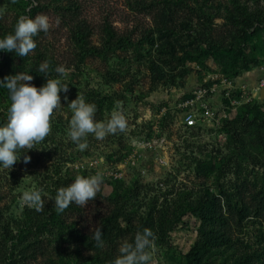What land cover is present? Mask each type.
Listing matches in <instances>:
<instances>
[{
	"label": "rangeland",
	"instance_id": "obj_1",
	"mask_svg": "<svg viewBox=\"0 0 264 264\" xmlns=\"http://www.w3.org/2000/svg\"><path fill=\"white\" fill-rule=\"evenodd\" d=\"M182 1L0 0V37L13 31L20 16L49 17V31L34 38L37 47L29 55L35 57L38 49L50 68L64 66L66 75L59 78L68 84V92L60 93L62 105L52 114L50 134L37 149L21 153L12 169L0 168V219L14 232L4 236L0 220V264H8V257L20 251L15 242L18 233L35 242L37 258L30 259L31 264H51L59 253L78 249L83 256H116L119 245L135 235L125 229L128 218L137 227L146 222L155 233L149 264H199L187 254L200 243L205 228L214 224L203 223L192 213L186 229L171 231V226L160 225L185 200L206 207L214 201L229 218L230 245L203 254V264H264V121L254 114L239 117L242 107L231 111L220 126L187 128L181 108L208 73L232 77L212 60L207 61L211 69L205 70L193 59L204 46L205 33L228 46L235 28L227 10L239 4L264 14V0ZM167 21L170 33L164 32ZM78 27L86 32L89 46L97 50L103 48L107 28L126 44L112 53L81 58L75 35ZM251 32L255 36L249 50L256 63L242 76L253 83L264 66V23ZM4 59L0 52V62ZM8 72L6 67L4 73ZM28 72L33 76L29 83L38 87L29 67ZM78 94L96 105L98 121L106 122L119 109L127 121L126 131L104 140L89 135L87 149L78 150L67 137L71 118L67 104ZM252 106L264 107V102ZM231 116L235 131L230 132L224 125ZM155 135L166 137L165 148L146 146ZM24 155L31 158L27 164ZM101 156L102 164L98 163ZM97 172L104 177L100 193L84 207L72 204L75 207H68L62 215L68 223L77 222L87 235L80 241L54 224L50 198L76 176ZM33 189L41 192L43 211L23 203V193ZM118 190L124 197L123 230L103 233L104 246L98 248L92 231L98 226L102 230L104 217L115 210L109 196ZM28 218L50 225L28 229Z\"/></svg>",
	"mask_w": 264,
	"mask_h": 264
},
{
	"label": "clouds",
	"instance_id": "obj_2",
	"mask_svg": "<svg viewBox=\"0 0 264 264\" xmlns=\"http://www.w3.org/2000/svg\"><path fill=\"white\" fill-rule=\"evenodd\" d=\"M49 29V17L44 14L20 16L13 31L0 37V51L27 57L37 47L34 38L41 32L47 33ZM49 68L47 61L37 67V71L47 77L40 87L29 83L33 80L30 72L16 73L0 80V88L7 89L10 100L6 122L0 123V168L12 169L23 153L37 149L36 145L51 132L52 114L62 105L60 93L68 92V84L59 78L66 75L64 66L58 65L54 69L57 78H49ZM67 105L71 112L67 137L81 152L88 147L89 135L104 140L108 135L126 131L127 121L119 109L105 122L95 119L96 105L88 102L83 95L78 94ZM30 159V156L24 155L23 163H29ZM98 163H103L102 156L98 158ZM103 183L101 172L90 176L78 175L70 184L57 189L50 199L59 213H63L71 204L84 207L100 193ZM22 198L27 207L38 212L45 208L41 192L37 189L25 191ZM91 237L96 247L103 248V232L99 226L92 231ZM155 239V233L149 228L137 231L132 240H125L119 245L118 254L111 264H149Z\"/></svg>",
	"mask_w": 264,
	"mask_h": 264
},
{
	"label": "trees",
	"instance_id": "obj_3",
	"mask_svg": "<svg viewBox=\"0 0 264 264\" xmlns=\"http://www.w3.org/2000/svg\"><path fill=\"white\" fill-rule=\"evenodd\" d=\"M182 3V0H178ZM177 2V3H178ZM174 3V2H173ZM228 20L234 26L235 32L231 35V42L228 46L221 41H216L214 38L210 37L209 34L205 33L204 46L199 47V50L195 52L193 59L197 60V63L201 65L205 70H210L209 63L207 61L212 60L213 62L223 66L225 72H229L232 77L242 76L244 72L250 71L252 64L256 63L253 58V51L249 50L251 46L252 37L255 36L251 30L255 25L261 26L264 23V14L262 12H257L250 10V8L243 7L237 4L236 9H228ZM205 18V16H204ZM107 36L103 43L102 50H97L95 47H91L88 44L86 32L78 27L76 32V38L79 42L82 53L81 58L85 55L102 53L108 54L115 52L118 47L122 48L125 46V40L116 39V34L111 28L106 29ZM164 32H171L169 22H166L164 26ZM5 33V32H4ZM6 35V34H5ZM251 49V48H250ZM6 59L4 63L0 62V80H3L6 76L15 75L16 73H28V67L31 68V73L35 74L36 85L40 87L47 80L44 74L37 71V67L44 62L43 54L37 49V55L35 57L28 55L27 57H19L14 52L0 51ZM1 66H3L1 68ZM8 67L11 72L4 73L5 68ZM53 68H49V78H57V74ZM10 104L9 93L6 88H0V123L6 122L7 107ZM253 104L246 105L242 108L239 113V117L250 116L254 114L256 119L264 121V107L262 106H252ZM235 114V113H234ZM233 116V115H232ZM231 116V117H232ZM232 118L227 120V124L224 128H228V131H235V128L231 127ZM126 197V194H124ZM123 199V200H121ZM109 200L114 202L116 205L115 210L108 216L104 217V223L102 232L107 234L114 229L123 230L122 220L123 217V205L124 197L121 196L120 191H116L113 195L109 196ZM208 206L204 204L191 205L188 201H183L181 206L176 205L173 216L166 215L161 220V226L165 225L171 226L172 230L186 229L190 227V216L192 213H197L198 218L203 223L212 222L214 225L211 229L207 230L205 228L204 233L200 234V243L195 244L192 247L190 254L187 257L192 261L203 264L202 256L203 254L210 253L213 249H219L224 246H229L231 243V235L229 232V218L223 216L222 213L215 207L216 203L214 201H209ZM69 207H75L72 204ZM237 210V209H236ZM55 212L54 224L59 228H66L69 230L71 237L74 239L84 241L86 234L81 228H78L77 222L68 223L67 220L63 218V213ZM240 213V212H239ZM192 216V215H191ZM124 218V217H123ZM29 219V225L26 226L28 229H45L50 224L37 220ZM1 224L4 229V236L10 237V234H14L13 231L8 230L6 223L1 218ZM125 220V218H124ZM126 222V228L136 234L141 228L151 229L146 222L141 221V226L137 227L134 225L133 221L128 218ZM221 223V225H220ZM228 224V226H227ZM217 227H216V226ZM220 225V226H219ZM18 228H20L18 226ZM170 230V229H169ZM9 232V235H8ZM21 234H16V240L18 246H21L20 251L18 250L15 255H10L8 257V264H31L30 259H36V245L32 240H26ZM14 241V240H13ZM114 254H104V255H90L83 256V250H73L65 251L64 253L58 254V259H52L51 264H107L111 263L114 258ZM210 264V262H207Z\"/></svg>",
	"mask_w": 264,
	"mask_h": 264
},
{
	"label": "built area",
	"instance_id": "obj_4",
	"mask_svg": "<svg viewBox=\"0 0 264 264\" xmlns=\"http://www.w3.org/2000/svg\"><path fill=\"white\" fill-rule=\"evenodd\" d=\"M244 77H230L219 72L205 75L181 104L185 127L193 128L205 124L220 126L231 111L264 102V66L259 68L255 82L252 83ZM146 146L165 148L166 137L155 135Z\"/></svg>",
	"mask_w": 264,
	"mask_h": 264
}]
</instances>
